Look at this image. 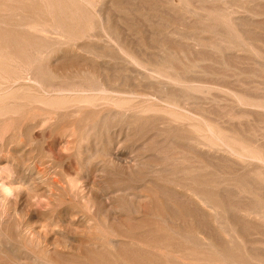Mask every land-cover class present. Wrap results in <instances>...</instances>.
<instances>
[{"label": "bare ground", "instance_id": "obj_1", "mask_svg": "<svg viewBox=\"0 0 264 264\" xmlns=\"http://www.w3.org/2000/svg\"><path fill=\"white\" fill-rule=\"evenodd\" d=\"M104 1L105 0H0V202L2 204V209L0 211L1 212L0 213V228H3V227H9L10 228V227H12L11 225H13V226L17 227L18 229L21 228L22 232L25 231L24 234H26L25 236L29 237V240L37 239V241L39 242L40 236L37 235L35 230L30 228L31 225L29 227L26 226V225H28V223H26V225H25V222H24L25 219L23 220V217L25 218L24 215L22 217V212L24 209L23 208V206H24L23 202L24 201L22 202L21 195H24V194L21 193L22 191L20 188H23V187H21L20 185L26 181H28L29 186L36 184L37 182L41 181L42 178L47 176V171L40 168V166H38L39 164L37 161V158H38L37 154H36L37 158L35 157V155H33V156L29 155V157H30V158H28L29 160L26 161L25 160L26 158H20V159L25 160V161H21L19 159V153H20L19 151H21L25 147L29 148V152L31 150L33 152V154H35L34 152L36 150L39 151V149L37 148V144L40 140L39 138L42 135L44 137V134H45V133H43L40 136V133H39L38 135L40 137L38 138V136L36 135V132L40 131L39 130L40 128L43 129L42 128L43 126L44 127L45 126L46 127L51 126L48 129L51 128L52 132L49 133V131L51 129L48 131L50 136L47 135L49 137V139L46 138V140L47 139L50 140V143L49 142L48 143L52 145L55 141V138L53 136H54V134L57 135V130L59 132L60 128H63L62 131L66 130L64 128H68V129L70 128L68 126V123H64V122H68V120H69V119L67 120L66 118H70L72 121H74L73 119L76 120V118L78 117L79 120H77V121L80 122V125H82L81 129L76 130L77 125H75V124L72 125L73 124L72 121L71 122L69 121V124L72 123L70 126L76 127L74 129H72L73 127L70 129H71V131L74 130L72 135L74 137H76L74 139V141L76 140L78 142L79 145L77 144L78 145L77 149H79V147L82 144L81 141L83 142V140H84L83 137L82 138L80 137V135L82 136L84 133H86L88 136L89 134L94 133V136H95V134L96 135L100 134V136H101V133H104V132L109 133V131H110L109 128L111 127V124L113 122H115V123L118 122V124L121 123L120 125H122V128L124 129V131L126 133V140H128V136L131 138V136H133V135L141 137V138H143V140H145L146 139L145 137H148V136L151 139H155L157 136H160V137L162 136L165 138L161 137L162 139L161 138H159V139H161V140L165 139V140L169 141L170 144L172 145L174 151L176 152L175 153L176 156H172L173 154H170L172 157H174V158L171 157L172 158V165H173V166L171 165V167H168L169 166L168 164L171 162H169L167 164V162L165 161V166H163L164 163H162V160L164 161L163 158L167 154L165 156L163 155L164 157L161 158L160 164L162 167L158 166L159 164H157L156 166L153 164H150V166L146 165L148 167H145V166H143V159L144 158H143L142 154L135 153L134 155L130 156L129 159L126 158L127 156L125 157L122 155V151H123L122 149L125 148L123 146V144H124V141H126V140L123 139V137L121 136V133H120L117 136L118 138L115 137L116 138L115 142L112 143V141H111V144H113L111 148L116 149V150H114L115 152H114L113 156H112V154L109 155L110 153L106 154V156H107L106 157V163L103 165L109 166V167H110V165H112L111 167H113V165H115V166L118 165L120 168L121 167L124 168V165H125L126 168L123 169L122 171L125 172L124 174L126 176L129 175V177H131L133 183H132V185L129 184L130 186H125V187L120 185L121 187H119V188L117 187L113 191V193H111V191L109 193L113 194V196H115V197L119 196L125 200L128 199L131 202H135V201L141 202L143 196H144V198L146 196L143 195L144 193H142L140 191L141 187H140V190L138 189L139 185H141V186L144 185V187L147 185L146 187H148V188L151 185H153L158 190L160 188H163V190L164 189L168 190L170 193L169 196L164 195L167 191L162 192L161 189L159 191H161L163 193L164 197L166 196L165 199L168 200L167 197L172 198V196H174V200H176V201L179 200L180 203L182 202L185 205H188L189 208L193 212H195L196 214L197 213L202 214L200 217L207 219L205 222L203 221L204 219L202 221L204 223H206L207 226L211 225V227H212V225H213V227H215V229L218 230L217 233L219 235V238H217V241H216V238H215L216 236L214 235L215 237H213L208 230L202 229V228H206L207 226H205L204 224L203 225L201 224V226H205V227H202L199 229L197 228V230L193 227V229H195L196 231L191 229L192 227L189 226V227H191L190 231L191 230L194 231V232L191 231V233L189 232L190 234H188V233L186 234L185 233L186 229H185L184 233L186 235L183 234L185 237H189L191 239V241L192 240H193V242L195 241L194 243L197 242L198 244H200L201 247H203L202 250L205 249L206 253H208L207 250L208 251L210 250V252L213 251L216 256L218 255L220 257V261L222 260V262L224 264H264V248L261 247V245L264 242L261 243V245H257L258 248L260 246L263 249L261 251H259L260 249H258L257 246H253L255 244V242H258V240H259V242H258V244H259L260 240H263V238L262 237H261V239L260 238L258 239V237L249 238V236H248V239H245L244 235H246V234L244 233V235H242L243 233L240 234V231H239V227L241 224L250 225V227H252V226L257 227V228H255V230L258 232L257 233L258 235L260 233V230H259L260 228H262L264 230V131L262 130V132H257L258 129L256 130V127L245 128L244 126H243L244 128L241 127L242 129L239 130V128L237 127L238 123L234 124V126L232 123L230 124L232 126L225 125V122L219 119L222 115L221 116L219 115L220 117L216 118L217 115H216V117L212 116V114L214 113L213 110H207L206 111L207 108L204 109V111L202 110L203 109L202 107H206V106H204V103H206V104L207 103H209V104L210 103H212V104L216 103V105L220 104V106H221V104H223V106H225L226 108L229 107L233 110L232 111L231 109L227 108L230 110V111L228 110L229 112L232 111L234 113V114L232 112L230 113V114H233L232 117H234V118L236 116V118L239 117L241 119V117H242L243 119L247 118V119L252 120V117H254V119L255 118L257 119V117L258 118L261 117L262 121L264 122V97L261 96L262 94L257 95L256 93L253 94L252 92H251L252 94H249V92L246 93V92H243L242 90H240V91L237 89L235 90V88L229 89V88H224V87H214L211 85H206L208 82L206 84H197L196 81H195L196 83H193L194 81L193 82H192V80L190 81V79H188L189 76L187 77L186 75L188 74V72L197 71L196 68H198V66H199L197 61L199 62V60H197L196 57H195L196 60H194V61H192L193 59L192 60L189 59L190 61L188 63L183 62L184 60L182 61V59H180L176 50H172L168 46L166 47L165 42H163V41L161 42L162 37H161V39H159L160 43H158V45H156L158 50L156 51L155 55H152L151 52H148L146 50L148 48L147 46H146L147 48L144 47L145 50L139 48V46L137 47V45L134 46L133 43L127 41L126 36L124 38V36L122 37L120 35L121 33H117L118 30L116 32L114 30L112 31V29H113V28L111 29L112 23L110 24V21H109L111 19L106 18V16H104V13L102 10V6L105 3ZM184 1H182V2H184ZM173 2H175V1H173ZM177 2H179V1L177 0ZM165 3H164V5H165ZM138 4H139V2H137L136 5H138ZM140 4H142L144 7L143 2L142 3L140 2ZM140 4L138 7H140ZM170 4L173 5L172 7L174 9V7L177 8L176 5L179 3L176 4V2H175V5L172 3H170ZM186 4L188 5L189 3H185V4L183 3L182 6L183 5L187 6ZM178 7H179L178 11L179 10L183 11L182 10L183 7L180 8L181 7V1H180V4L178 5ZM202 7L203 6H201V7L193 6L192 7V5L191 6L188 5L187 7H184L187 10H185V9L184 10L186 11V14L188 11L191 10V13H192L191 15L198 16L197 19L201 20V21L199 20L201 22L200 26H205V25H203L204 21L202 22V20L206 19V20L210 21V19H212V18L216 21L218 20L216 22V24L218 23V26H221V27L224 26L223 30H224V33L226 34V37H227V34H229L230 36H228L227 38H229V37L232 38V39L229 38L228 43L229 42L231 43V40H233V38H235V42H236V38L239 39L240 41L237 40L236 43L239 42L241 45L239 46V44H238L237 46L238 47L243 46L246 50H248L245 52H248V53H250V51L252 52V54H253V55L251 54L252 56L249 54L250 58H253V56H254V59H252L253 62H251V63H253L254 66H256V67L259 66L261 68L260 70L264 69V51H263L264 49L262 50V48H261L262 46L264 47V44L262 45V41H261V45H260L261 47L259 46L260 47L259 48L258 44H257L256 45L257 48H256L255 47L256 43L253 42L254 38L252 40L249 37L250 35H248L245 32L247 29L244 26L245 25L244 23L240 24V22L238 23V21H237L238 25L240 24V27H241L240 28L239 26H237V27H239V28H237L234 21H233L234 19L231 17V14L229 12H227V13H221L220 12L219 14H216L215 9L212 10V9L207 7L208 9L203 8L201 11L200 8H202ZM135 9H137V7ZM251 9H254V8H251ZM216 11L219 12L218 10H216ZM222 12H223V10H222ZM163 13H165V11ZM179 13H180V11H179ZM107 14L108 13H106L105 15H107ZM161 19H162V16H161ZM244 19H247V18H244ZM214 20H212L213 22L210 24H215ZM209 21H206V24H208V26L206 25L205 27L198 28V29H200L198 32H200L201 35L203 34L205 37H206V35L208 36L209 33L211 34L210 38H209V36L206 37L207 39L204 38V36L203 37H201V36L197 37V36L192 35V33L190 34L188 32L189 33L188 34V33H186V31L185 32H182V30L179 31V28H173V27L170 28V26L166 30V33L171 38L178 40V42H180V41L190 42V46L192 45V47L196 48V49L201 47V46H206V48L214 47V50H216L215 46L221 44L220 47L222 48V50L225 51L226 49H228V48H226L228 46L226 44L223 45V46H226L223 49L221 41L224 40L227 42V40H225L226 37L224 39L222 36H219L220 35L219 30H222V29L221 28L219 29V27H217V26L216 27H213V26L210 27L209 23H208ZM255 21H257V20H255ZM247 22L249 23V21H247ZM192 23L194 24V21ZM248 23H247V25H248ZM145 25H147V23ZM197 25L199 26V23ZM112 26L114 27V25H112ZM242 26L245 27V31H244V28ZM164 27H165V25H164ZM248 27H249V25H248ZM115 28H118V27L115 26ZM215 28H217V29H215ZM223 30H222V32H223ZM225 30L227 32H225ZM247 31H249V30H247ZM159 32H161V30ZM162 32L165 34V29ZM256 32H257V29H256ZM250 33H251V31L249 32V34ZM214 35H215L216 41L215 40L213 41ZM218 40H220V41H218ZM256 40L255 41L258 42L257 38H256ZM259 40H260V38H259ZM226 42H224V43H226ZM233 43H234V40H233ZM233 43L231 45H233ZM236 43H234L233 46L236 47V45H235ZM231 45H229V48ZM140 46H141V44H140ZM244 48H243V50H245ZM240 50L241 49L239 48L238 51L240 52ZM211 51L213 52V50H209V52H211ZM220 51H221V49H220ZM221 53L223 54L224 52H221ZM229 53L230 52H228V54ZM246 54L247 53H245V55ZM232 55L233 54H231V57H232ZM239 55H242V54H239ZM70 56H73V58H75V57L81 58V63H79V64L83 65V68L80 67L79 69L75 68V70H73V68L76 67L78 64L76 62L72 63L70 61L71 63H69L68 65H67L68 62L67 63L64 62V65L62 67V68H65L64 71H58L57 70L59 68V67L57 68L58 60H60L61 58L68 60V58ZM247 56L248 55H246L245 57L248 59L249 57H247ZM184 57L186 58L187 56L185 55ZM222 57H223V55H222ZM237 57H238V55L235 58H237ZM240 58H241V56L239 57V59ZM246 58L244 59L245 61H246ZM78 60H80V59H78ZM101 60L106 61V63L107 62H110V63L111 62L112 63L120 62L121 64H123L122 70H124V72H126V75L128 74L127 76H130V78L132 77L134 79V80L133 79H131V80H133V81L136 80L137 86L140 85V87L142 88L143 86L146 85V86H148L147 89L148 88L152 89V90L154 89L155 93H151V90H148L150 93L147 91H143L145 89L138 88L139 86L136 87V85H134L135 87L130 86L131 89L129 88V85H127L128 86L127 88L129 89L128 91L125 89H122V88H118V86L114 85V81L112 80V77L110 75H107L109 72L106 74V71L104 72L102 70L103 73L100 71V69H102L101 68L102 66L98 67V64H96V61H101ZM224 61H225V59H224ZM226 61H227V59H226ZM254 61L257 65H255ZM101 63H102V61H101ZM224 63H226V62H224ZM101 65H103V64H101ZM112 65H114V64H112ZM117 66H118V64H117ZM249 68H250V66H249ZM251 69H253V68H251ZM60 70H62V69L60 68ZM263 74H264V72H263ZM263 74H261V75H263ZM124 75H123V77H124ZM126 78H128V77H126ZM125 85H126V83H125ZM132 85H133V83H132ZM236 85H237V83H236ZM243 88H245V87H243ZM213 89H215V92H216V89H218V92L220 90L223 93V95H221V97L218 96L219 98L216 97L217 95L213 96L212 95V93H214V92H212ZM259 89H261V87L260 88L258 87V90ZM258 92L261 93L262 91L261 92L258 91ZM199 107L202 108L201 112H200V110L199 111L195 110ZM209 107H211V106H209ZM221 109L222 108H220V110ZM211 111L213 112L212 114H211ZM222 111H224V110H222ZM229 112H227V115ZM236 112H237V114H235ZM59 116L65 118V121H63V119L61 120L64 123L63 125L58 124V122L56 124V120ZM72 116H73V118H71ZM74 116H76V118H74ZM231 119L232 118L230 116V120ZM61 121L59 123H62ZM234 121H235V119H234ZM74 122H76V121H74ZM65 124H66V126L63 127ZM55 125H57V126H55ZM242 125H243V122H242ZM255 125L256 124H254V126ZM53 126L57 127V128L59 126L60 127L57 130L55 129L56 131H54V128H52ZM261 127H262V125H261ZM153 128L155 129V131L152 130ZM68 129H67V131H68ZM70 129H69V132H70ZM119 129H120V127H119ZM149 129H151V130H149ZM85 130H86V132H85ZM60 131H61V129H60ZM64 131L62 132L63 134H64ZM67 131L65 134H68ZM78 131H80V132H78ZM81 131H83L82 132L83 134H81ZM42 132H44V129ZM130 132H133L134 134L132 133L133 135L131 134V136H130L129 135ZM152 133H153V135H152ZM46 134H47V132H46ZM151 135H152V137H151ZM92 136H93V134H92ZM136 136H134V137L136 138ZM89 137L90 136H88V139H89ZM27 138H28V141H27ZM135 138H134V140H135ZM141 138H138V139L141 140ZM112 139H110V140H112ZM40 141H42V140H40ZM132 141H130V142H132ZM138 142L139 141L136 142V145H138L137 144ZM142 142L144 143V141H142ZM142 142H139V144ZM153 142L156 143V140ZM153 142H152V146L155 145V144H153ZM169 142L165 141L164 143H166L168 145V147H170ZM67 143H69V142H67ZM127 143H128V141H127ZM147 143H149V141ZM161 143H163V141ZM111 144H110V146H111ZM54 145L55 144H53V147H56ZM141 146H143V144H141ZM141 146L138 145V147H136L133 144L132 147L133 148L135 147V149L136 148L139 149V147H140V149H141ZM148 146L150 147V145H148ZM148 146L146 147L147 149L146 148H144V149L148 150V151L149 150L154 151L156 155L153 152V158H155V156L159 157L160 153L164 152V154H165V153L170 152V151L166 152L167 151V150H165L166 148L164 149L165 151H162V152L158 151L161 149L163 150L162 147H164V145H162V146L160 145L161 148L159 147L160 149H158V150L156 148H153V147L149 148ZM38 147H39V145H38ZM126 147H128V146L126 145ZM50 148H49V150H50ZM135 149H134V151H135ZM53 150H52V153H53ZM79 151H81V150H79ZM26 152H27V150H26ZM29 152H28V154H29ZM85 152H87L90 157H93L92 153L96 152L98 154L100 151L98 152L96 149V151L94 152V151H91V149H89V148H85L84 153ZM107 152H109V150ZM171 152H173V151H171ZM182 153H184V155H187V156H182L181 155ZM22 154H23L22 156L20 155L21 157H24L25 155H27V154L24 155L23 152H22ZM151 154H150V158L152 157ZM126 155L129 156V154H126ZM141 155H142V157H141ZM80 156H82L81 153H80ZM84 156H85V154H84ZM84 156H82V157H84ZM89 156L88 157L85 156L86 157L85 159L87 160V158H90ZM169 156L167 155L166 157H169ZM39 157H40V155H39ZM97 158L98 157H96V159ZM148 158H149V156H148ZM159 158H157V159L159 160ZM145 159H147V157H145ZM190 159H192V160H190ZM90 160L92 161L91 158L89 159V162H90ZM103 160H105V159H103ZM86 162H88V160ZM39 163H41V162L39 161ZM155 163H156V161H155ZM97 164H95V165H97ZM119 167H117V168L119 169ZM142 167L146 168V169L144 168V170H146V172L145 171L142 172V169H143ZM62 171H63V169H62ZM95 171H96V169H95ZM98 171H100V170L98 169ZM218 171H219V173H218ZM113 172H115V168H114ZM120 172L121 171H119V173ZM87 173L88 172H86V174ZM103 173H106V172H103ZM116 173H117V171H116ZM44 180H45V178H44ZM117 182H118V180H117ZM125 182H126V180H125ZM41 183H43V182L41 181ZM30 184H32V185H30ZM52 184H53V182H52ZM38 185H34V186H38ZM23 186H25V185H23ZM153 186L150 189H153L154 188ZM115 187H116V185H115ZM144 187H142V188H144ZM24 188H27V187L25 186ZM45 188H47V187H45ZM32 189L30 191H32ZM48 189H49V187H48ZM156 189L151 190V191H156ZM27 190H28L27 192H30L29 188ZM109 190H111V186H110ZM23 191H24V189H23ZM48 191H50V190H48ZM147 192H148V190H147ZM30 193H32V192H30ZM33 193L31 194V198H32ZM36 194H34L33 196H35ZM159 194H161V193L159 192ZM171 194H173V195H171ZM156 196H157V198L159 197L158 195H156ZM11 197L15 198V200H14L15 204L14 205L12 203L10 204V202H11L10 198ZM22 198H24V197H22ZM108 198H110V197H108ZM33 199H36V198L34 197ZM114 199H116V198H114ZM106 200H108V199H106ZM150 200H151V198H150ZM150 200H148V202ZM167 200H166V202H167ZM169 200H170V198H169ZM35 201L39 202V204H40L39 198H38V200H35ZM33 202H34V200H33ZM90 202H93V201L90 200ZM126 202H125V206H126ZM164 202H165V200H164ZM27 203H28V201H27ZM172 203H175V202H172ZM182 203H181V205H182ZM31 204L32 203H30V205ZM34 204H35L34 205L35 208L39 205L38 204L36 206L37 203H35V202H34ZM48 204L51 205L52 203L50 204V201H49ZM132 204L133 203H131V206H130L132 208H130V207L126 208L123 205L125 208L124 207H120V208L117 207L116 210L113 212L118 213V212L123 211V209H125V210H127V213L130 214V212L132 213L135 211ZM160 204H162V203H160ZM166 204L167 203L164 204L166 207L167 206L169 207L171 205L170 203H169V205H166ZM177 204H179V203H177ZM30 205H28V207ZM128 205H129V203H128ZM173 207L176 208L177 206H173ZM183 207H185V206H182V208ZM104 210H105V207H104ZM107 210H106V212H107ZM110 210H112V208ZM153 210H155V209H153ZM98 211H99V209H98ZM187 211L189 212V210H187ZM187 211L184 210V212H186V213H187ZM173 212H175V211H173ZM176 212H178V215H179V211H176ZM114 215L116 216V214H114ZM157 215H158V213H157ZM173 215H172V219L170 218L171 217L170 215H168V218H170V220H173V217H174ZM107 216L108 215L106 214L105 217H107ZM130 216H132V214H130ZM183 216H186V215H183ZM194 217H196V216H192V218H194ZM108 218L109 217H107V219ZM160 218L162 219V217H160ZM197 218H199V216ZM84 219H85V217H84ZM166 220L167 219H165V221H163V222H166ZM199 220H200V218H199ZM25 221L29 222L27 220H25ZM85 222H87V220H85ZM87 223L90 225V223H92V221H90V222L88 221ZM87 223H86V225H87ZM195 224H199V222L195 223ZM168 225H166V227H168ZM177 225H178V223H177ZM245 225L241 226V227L243 228V227H245ZM174 227H176V229H177V226H174ZM174 227H172V226L169 227V229L172 228L170 230L168 229L170 231V233H172L171 230L173 231ZM182 227H183V225H182ZM254 227H252V228L254 229ZM88 228L90 229L91 227H88ZM107 228H109V227H107ZM149 228H148V230H149ZM151 228H150V230H152ZM159 228L156 230H159ZM183 228H185V227H183ZM145 229H147V228H145ZM179 229H180V227H179ZM209 229L215 230L213 228H209ZM21 230H19V231H21ZM103 230H104V228H103ZM110 230H111L110 231L111 233H108L106 230H105V232L101 231V234L102 233L103 234L102 235L99 234V235L103 236L107 232L108 236L106 235L105 239H103L105 237V236H103V238L101 237L100 240L96 238V240H93V242L95 241V243L92 246H94L95 244H96L95 246H97V240L100 241V243H102V241L103 242L105 241L107 245H109L113 248V250L112 249L111 250L114 252V249H115L114 247H116V246L118 247V245L120 246V244H118V243H121V242L126 243V242H124V240L123 241H120V239L118 240L119 237H118L117 233L119 231L116 232L117 237H118V238H116V236H115L116 234L112 235L113 232L115 233V230L113 232H112V229H110ZM153 230H154V228H153ZM156 230L154 232H156ZM242 230L245 231L246 227H245V229H242ZM255 230L252 233H254ZM161 231H163V230H161ZM174 231H176V230H174ZM154 232L151 233V231H148V233L150 235H152ZM167 232H165V233L167 234ZM213 232L215 233V231H213ZM262 232L264 233V231H262ZM217 233H216V235H217ZM263 233H261V234H263ZM24 234H21V235H24ZM109 234L111 236H109ZM126 234H127V232H124V230H123L122 236L124 235L126 238L127 237ZM130 234L131 233H129V237H130ZM149 234H146V235L150 236ZM131 235H133V233ZM153 235L156 236L155 238H157L158 235H159V237L161 236L160 232H159V234L155 233ZM162 235H164V234H162ZM172 235H174V234H172ZM175 235H174V238H175ZM254 235L256 236V234H254ZM133 236L135 238L137 235L136 236L133 235ZM178 236H179V234H178ZM181 236L177 237V235H176V239L179 238L178 240H180ZM95 237H96V235H95ZM95 237H94V239H95ZM137 237H136V239H142L143 240L142 242L144 243L145 240L143 238H137ZM185 237L182 236V239H184ZM130 238H132V237H130ZM149 238H151V236ZM155 238L152 236L153 240H156ZM189 238H187L188 240L185 239V240H181V241H183V243H185V244H186V242L189 243L190 242ZM163 239H160V241L162 242ZM153 240H151V241L153 242ZM174 240L175 239H173V241ZM140 241H138V243H140ZM149 241H150V239H149ZM149 241H148V243H149ZM184 241H186V242H184ZM218 241H219V243H218ZM224 241L228 242L229 244L227 246H225L226 244ZM237 241H239V243L242 242V243H246V244L254 242V244L249 245V247H247V248H245L246 245L244 244V246H242V247L244 249H247L246 250L247 252H245L246 255H242V253H240V254L238 253V252H240L239 251L240 248L238 250H237V248L239 246H241V244L239 245ZM40 242L45 243L44 245H46L48 243L46 241H41V240H40ZM154 242H153V244H156L157 240L155 243ZM159 242H157V244ZM133 243L136 244V241ZM138 243H137V245H138ZM166 243L167 242H165V246H166ZM197 243L195 244V246L198 249V247L200 248V245L198 246ZM236 243L239 246H237V247L235 246L236 248H234V249H236L235 252L237 251V253H234V250H232V247H233V245H237ZM1 244H0V249L2 248ZM39 244L41 246V243H39ZM102 244L98 245V246H102ZM129 244H130V241H129ZM129 244H127V245L124 244V245L128 246ZM135 244H132L133 248H134ZM179 244H182V243H179ZM190 244H192L191 245L192 248L189 246ZM216 244L222 245V247H218L219 245L217 246ZM137 245H135V246H137ZM146 245H149V244H146ZM146 245L144 244V247ZM189 245H188V248L190 247L189 249H192V250L196 249V247L193 248V246H194L193 243H189ZM229 245H231L230 249L227 248ZM48 246H46V248ZM54 246H56V245H54ZM109 246L107 248H111ZM151 246H152V244H151ZM157 246L155 247V245H154L153 247H155L157 249ZM161 246L162 245H159L160 248H158V249H161V251L158 253L163 252L164 249L169 247V246L166 248L162 247L163 248V250H162ZM174 246L175 245H173L172 247H174ZM178 246H180V245H178ZM49 247L51 249V246H49ZM185 247H184V251H186ZM6 248H7V246H6ZM99 248H102V247H99ZM105 248H106V246H105ZM137 248H139V247H137ZM137 248H136V250H137ZM155 248L153 250V251H156L155 253L153 252L154 254H156L157 251H159V250H156ZM31 249H33V248H31ZM53 249L54 248H52V251H53ZM141 249H139L137 251H140ZM143 249H144L143 254L146 252L149 253L150 251L152 252V250L148 251V249L145 252V248H143ZM170 249H171V246L169 248V251H173V250L174 251L175 250L180 251L178 249V247H177V249H173V250H170ZM244 249H242V250L245 251ZM1 250L7 251V250H4V246H3V249H1ZM181 250H183V248H181ZM202 250H201V248L199 250L201 255H203L205 252L204 250H203L204 252H202ZM229 250H232L233 253ZM20 251H21V249L19 250V253H20ZM25 251L28 253V251L26 249L22 252L24 253ZM31 251H32V253H29V254H34L32 256V258H33V257H35L37 252L35 250H31ZM34 251L36 254L33 253ZM109 251H110V249H109ZM174 251L171 252V253H173V255L176 253L177 254L180 253V252L178 253L176 251H175L176 252L175 253ZM190 251L191 250H189V252ZM140 252H142V251H140ZM164 252L166 253L168 251L165 250ZM189 252H187V253H189ZM193 252H195V251H193ZM213 252H211V254ZM16 253H13V254H15V257L12 256L13 258L18 257V255H17L18 253L17 254ZM47 253H49V252L47 251ZM165 253H163V254H165ZM29 254H27V255H29ZM140 254H142V253H140ZM169 254H170V252L168 253V255ZM211 254L209 256H211ZM37 255H39V252ZM157 255L155 257L156 259L159 258V256H157ZM166 255H167V253H166ZM166 255L165 256L161 255V256H164L166 258ZM168 255H167V258H169V256L171 254L169 256ZM183 255L187 256L189 254L186 255V252H184ZM183 255L181 254L180 256H183ZM201 255H199V256L202 257V259L205 258L206 256H208L207 254H204V255H206L205 257H203L204 255L203 256H201ZM148 256H150V255H148ZM154 256L153 257L151 256V258H153V260H154ZM176 256L179 257L178 255H176ZM185 256H183L181 258H185ZM190 256H191V254H190ZM197 256H198V254L194 258L196 259ZM199 256L197 258L201 259V258H199ZM209 256L207 257V259L210 258ZM219 257L217 259H219ZM213 258L214 257H211L210 259L212 260ZM20 259H21V257H19V260ZM33 259H30L29 262L30 261L32 262ZM173 259L174 258H172L171 260H173ZM179 259H180V257H179ZM179 259H177V260H179ZM187 259L188 258L186 257V260ZM214 259H215L214 261L217 260L216 257ZM14 260H15L14 262H16V261L18 263L21 262V260L18 261V259H14ZM23 260H25V259H22L21 263H24ZM26 260H27V258H26ZM34 260L36 261V258ZM155 260H154V263H155ZM157 260H158V263H160L159 259H157ZM171 260H169V261H171ZM211 260H210V262H206V259H205V262L207 264L208 263L211 264L214 262ZM147 261H149V260H147ZM173 261H176V259H174ZM191 261H192V263H190ZM191 261H187V262L190 264H194L195 263L194 261H196V260H191ZM176 262H178V261H176ZM180 262H182V264H184V262L186 263V261L183 259H181ZM198 262L196 264H200V262L199 263ZM216 262H219V261L217 260ZM146 263H148V262H146ZM179 263H177V264H179ZM188 263H186V264H188ZM201 263H204V262H202V260H201ZM151 264H152V262H151ZM163 264H165L164 261H163ZM171 264H176V263L172 262ZM213 264H215V263H213Z\"/></svg>", "mask_w": 264, "mask_h": 264}, {"label": "rangeland", "instance_id": "obj_2", "mask_svg": "<svg viewBox=\"0 0 264 264\" xmlns=\"http://www.w3.org/2000/svg\"><path fill=\"white\" fill-rule=\"evenodd\" d=\"M151 1V2H150ZM171 0H105L104 2V5L102 6V10H103V13H104V16H106V18H108V19H111V20H109L110 21V24L112 23V25H114V27L111 25V29H112V31L114 30L115 32L117 31V33H121L120 35L123 37L124 36V38H125V36H126V39H127V41H129V42H131V43H133V45L134 46H136L137 45V47L139 46V48H141V49H144L145 50V48L144 47H146L147 49V51L148 52H151L152 53V55H155V53H156V51L158 50V48L156 47V45H158V43H160V40L159 39H161V37H162V39H161V42L163 41V42H165V46L167 47H169V48H171L172 50H176V52H177V54L179 55V57H180V59H182V61L183 62H185V63H188L190 60H192V61H194V60H196V58H197V60H199V62L197 61V63L199 64V66H198V68H196L197 69V71H192V72H188V74L186 75L187 77H188V79H190V81L192 80V82L193 83H196L197 82V84H206L207 82V84L206 85H211V86H214V87H224V88H231V89H234L235 88V90L237 89V90H242L243 92H246V93H248L249 92V94H254V93H256L257 95H261V96H263L264 97V74H263V70L264 69H262V70H260L261 68L258 66V67H256V66H254V64L253 63H251V62H253L252 61V59H254V56H253V58H250L249 57V54L251 55L252 54V52L250 51V53H248V52H245V51H248V50H246L243 46L242 47H238L237 45L239 44V46L241 45L239 42L238 43H236L237 42V40L238 41H240L239 39H237L236 38V42H235V38H233V40H234V43H236L235 45H236V47L235 46H233L234 45V43H233V40H231V43L229 42L228 43V41H229V38H227L228 36H230L229 34H227V37H226V34L224 33V26H218V23L216 24V22L218 21H216V20H214L213 18L212 19H210V21L209 20H202V22L204 23H202L203 25H207L208 26V24H206V21H209L208 23H209V26L211 27V26H213V27H219V29L221 28L222 30H223V32H222V30H219V36H222L224 39H225V37H226V39L225 40H227V42L226 41H224V40H222L221 41V43H222V46L223 45H227L228 47H226V46H223V49L226 47V48H228V49H226L225 51L224 50H222V48L220 47V45H217V46H215V49L216 50H214V47H212V48H206V46H201V47H199V48H193L192 47V45L190 46V42H182V41H180V42H178V40H176V39H174V38H171L167 33H166V30L169 28V26H170V28L171 27H173V28H179V31L180 30H182V32H185L186 31V33H192V35H194V36H201V37H203L204 35L202 34H200V32H198L200 29H198V28H201V27H205V26H200L201 24V20L199 21L198 19H197V17L198 16H196V15H191L192 13H191V10L190 11H188L187 12V14H186V11L185 10H187V9H185L184 7H187L188 5L189 6H191L192 5V7L193 6H195V7H201V6H203L202 8H200L201 9V11H202V9L203 8H205V9H208V8H210V9H215V12H216V14H219L220 12L221 13H227V12H229L230 14H231V17L234 19L233 21H234V23H235V25H236V27L237 26H239L240 27V24L242 23H244L245 25V27H246V29L247 30H249V31H245V27H243L244 28V31L248 34V35H250L249 37L253 40V38H254V40H253V42L254 43H256L255 44V47L257 48V44H258V47L261 45V41H262V45L264 44L263 42H264V1L263 0H178L179 2H177V0H172L171 2H170ZM173 1H175L176 2V4L177 3H179L180 4V1H181V7L180 8H182L183 7V11H181V10H179L180 11V13H179V11H178V9H179V7H178V5L179 4H177L176 5V7L177 8H175L174 7V9H173V5H171L170 3H172V4H174L175 5V2H173ZM182 1H184V2H182ZM187 1V2H186ZM205 1V2H204ZM212 1V2H211ZM227 1V2H226ZM237 1V2H236ZM245 1V2H244ZM252 1V2H251ZM137 2H139V4H140V2L142 3L143 2V4H144V7H143V5L142 4H140V7H138L139 6V4L138 5H136L137 4ZM165 3V5H164V3ZM170 2V3H169ZM191 2V3H190ZM136 3V4H135ZM185 4V3H189L187 6H185V5H183L182 6V4ZM245 3V4H244ZM260 3V4H259ZM135 4V5H134ZM152 5V6H151ZM147 6V7H146ZM165 6V7H164ZM231 6V7H230ZM137 7V9H135ZM146 7V8H145ZM208 7V8H207ZM249 7V8H248ZM153 8V9H152ZM251 8H254V9H251ZM139 9V10H138ZM151 9V10H150ZM173 9V10H172ZM185 9V10H184ZM256 9V10H255ZM165 11V13H163L164 11ZM177 12H176V11ZM216 10H218L219 12H217ZM222 10H223V12H222ZM237 10V11H236ZM258 10V11H257ZM163 11V12H162ZM134 12V13H133ZM146 12V13H145ZM173 12V13H172ZM184 12V13H183ZM242 12V13H241ZM106 13H108L107 15H105ZM157 13V14H156ZM255 13V14H254ZM140 14V15H139ZM161 16H162V19H161ZM168 16V17H167ZM235 16V17H234ZM110 17V18H109ZM188 17V18H187ZM139 18V19H138ZM194 18V19H193ZM237 18V19H236ZM244 18H247V19H244ZM136 19V20H135ZM144 19V20H143ZM149 19V20H148ZM153 19V20H152ZM243 19V20H242ZM194 21V24L192 23L193 21ZM212 20H214V23L215 24H210V23H212L213 21ZM255 20H257V21H255ZM112 21V22H111ZM140 21V22H139ZM237 21H238V23L240 22V24L238 25V23H237ZM247 21H249V23L247 22ZM251 21V22H250ZM257 22V23H256ZM147 23V25H145ZM154 23V24H153ZM171 23V24H170ZM173 23V24H172ZM199 23V26L197 25ZM237 23V24H236ZM247 23H248V25H249V27H248V25H247ZM163 24V25H162ZM257 24V25H256ZM143 25V26H142ZM164 25H165V27H164ZM233 25V24H232ZM115 26L116 27H118V28H115ZM163 26V27H162ZM257 26V27H256ZM261 26V27H260ZM239 27H237V28H239ZM248 27V28H247ZM260 27V28H259ZM241 28V27H240ZM157 29V30H156ZM164 29H165V34L162 32V31H164ZM215 29H217V28H215ZM228 29V28H227ZM251 29V30H250ZM256 29H257V32H256ZM136 30V31H135ZM143 30V31H142ZM150 30V31H149ZM155 30V31H154ZM161 30V32H159ZM141 31V32H140ZM191 31V32H190ZM251 31V33L249 34V32ZM259 31V32H258ZM155 32V33H154ZM221 32V33H220ZM225 32H227L226 30H225ZM256 32V33H255ZM126 33V34H125ZM188 33V34H189ZM223 33V34H222ZM199 34V35H198ZM141 35V36H140ZM146 35V36H145ZM160 35V36H159ZM168 35V36H167ZM216 35V34H215ZM215 35L213 36L214 37V39H213V41L215 40L216 41V39H215ZM246 35V34H245ZM260 35V36H259ZM208 36H209V38H210V36H211V34L209 33L208 34ZM207 35H206V37H208ZM205 36H204V38H206ZM130 38V39H129ZM137 38V39H136ZM141 38V39H140ZM155 40H154V39ZM171 38V39H170ZM256 38L258 39V42H256L257 40H256ZM259 38H260V40H259ZM134 39V40H133ZM136 39V40H135ZM157 39V40H156ZM207 39V38H206ZM230 39H232V38H230ZM131 40V41H130ZM140 40V41H139ZM159 40V41H158ZM210 40V39H209ZM256 40V41H255ZM173 41V42H172ZM177 41V42H176ZM218 41H220V40H218ZM135 42V43H134ZM224 42H226V43H224ZM187 43V44H186ZM189 43V44H188ZM218 43V42H217ZM228 43V44H227ZM233 43V45H231ZM139 44V45H138ZM140 44H141V46H140ZM145 45V46H144ZM187 45V46H186ZM229 45H231L230 46V48H229ZM190 46V47H189ZM219 46V47H218ZM233 46V47H232ZM186 47V48H185ZM232 47V48H231ZM238 47V48H237ZM261 47V46H260ZM259 47V48H260ZM221 49V51H220V49ZM234 48V49H233ZM236 48V49H235ZM239 48L241 49L240 50V52L238 51L239 50ZM243 48L245 49V50H243ZM262 48V50L264 49V47L262 46L261 47ZM208 49V50H207ZM230 49V50H229ZM209 50H213V52L211 51V52H209ZM219 50V51H218ZM233 50V51H232ZM198 51V52H197ZM227 51V52H226ZM235 51V52H234ZM264 51V50H263ZM197 52V53H196ZM217 52V53H216ZM221 52H224L223 54L221 53ZM226 52V53H225ZM228 52H230L229 54H228ZM199 53V54H198ZM220 53V54H219ZM245 53H247L246 55H248L247 57H249L248 59L245 57L246 55H245ZM208 54V55H207ZM210 54V55H209ZM231 54H233L232 55V57H231ZM239 54H242V55H239ZM187 56L186 58L184 57V56ZM199 55V56H198ZM222 55H223V57H222ZM238 55V57L237 58H235L236 56ZM245 55V56H244ZM253 55V54H252ZM251 55V56H252ZM219 56V57H218ZM229 56V57H228ZM241 56V58L239 59V57ZM196 57V58H195ZM227 57V58H226ZM246 58V61L244 60L245 58ZM71 58V59H70ZM230 58V59H229ZM234 58V59H233ZM243 58V59H242ZM77 59V60H76ZM78 59H80V60H78ZM190 59V60H189ZM210 59V60H209ZM224 59H225V61H224ZM226 59H227V61H226ZM73 60V61H72ZM188 60V61H187ZM251 60V61H250ZM73 63V62H76L78 65V67L76 66V67H74L73 68V70H75V68L76 69H79L80 67L81 68H83V65H81V64H79V63H81V58H78V57H75V58H73V56H70L69 58H68V60H66V59H60V60H58V65H57V70L58 71H64L65 70V68H62L63 67V65H64V62L65 63H67V65L69 64V63H71V62ZM101 61H102V63H101ZM101 61H96V64H98V67L99 66H102L101 68L102 69H100V71L102 72V70L105 72L106 71V74L107 75H110L111 77H112V80L114 81V85L115 86H118V88H122V89H125V90H129L127 87V85H129V88L131 89V87H135L134 85H136V80L135 81H133L134 79L131 77L130 78V76H127L126 75V72H124V70H122V66H123V64H121L120 62H115V63H110V62H107L106 63V61H104V60H101ZM218 63H217V62ZM232 61V62H231ZM249 61V62H248ZM224 62H226V63H224ZM244 62V63H243ZM223 65H222V64ZM254 63H255V61H254ZM101 64H103V65H101ZM112 64H114V65H112ZM117 64H118V66H117ZM240 64V65H239ZM80 65V66H79ZM255 65H257L256 63H255ZM239 66V67H238ZM249 66H250V68H249ZM254 66V67H253ZM109 67V68H108ZM238 67V68H237ZM256 67V68H255ZM60 68L62 69V70H60ZM121 68V69H120ZM249 68V69H248ZM251 68H253V69H251ZM258 68V69H257ZM199 69V70H198ZM233 69V70H232ZM235 69V70H234ZM229 70V71H228ZM260 70V71H259ZM121 71V72H120ZM209 71V72H208ZM216 71V72H215ZM222 71V72H221ZM244 71V72H243ZM246 71V72H245ZM254 71V72H253ZM103 73V72H102ZM251 73V74H250ZM257 73V74H256ZM260 73V74H259ZM125 74V75H124ZM222 74V75H221ZM261 74H263V75H261ZM123 75H124V77H123ZM191 75V76H190ZM200 75V76H199ZM219 75V76H218ZM248 75V76H247ZM258 75V76H257ZM260 75V76H259ZM126 77H128V78H126ZM263 77V78H262ZM124 78V79H123ZM126 78V79H125ZM234 78V79H233ZM256 78V79H255ZM123 79V80H122ZM131 79H133V80H131ZM252 79V80H251ZM238 80V81H237ZM250 82H249V81ZM196 81V82H195ZM254 81V82H253ZM116 82V83H115ZM124 82V83H123ZM135 82V83H134ZM244 82V83H243ZM125 83H126V85H125ZM132 83H133V85H132ZM211 83V84H210ZM236 83H237V85H236ZM247 85H246V84ZM249 83V84H248ZM262 83V84H261ZM122 85V86H121ZM145 85V84H144ZM226 85V86H225ZM251 85V86H250ZM254 85V86H253ZM260 85V86H259ZM131 86V87H130ZM139 86V87H138ZM136 85V87H138V88H141L140 87V85ZM142 86V85H141ZM145 87V88H144ZM147 87L148 86H143L141 89H145V90H143V91H147V92H149L148 90H151V93H155V90L153 91L152 89H147ZM243 87H245V88H243ZM256 87V88H255ZM258 87L260 88L261 87V89H259L258 90ZM246 89V90H245ZM245 90V91H244ZM262 91L261 93H259L258 91ZM257 91V92H256ZM212 92H214V93H212V95L213 96H216V97H221V95H223V93L219 90V92H218V89H216V92H215V89H213L212 90ZM252 92V93H251ZM150 93V92H149ZM218 93V94H217ZM215 94V95H214ZM218 97V98H219ZM223 97V96H222ZM208 104V105H207ZM204 103V106H206V107H199V108H197V109H195V110H197V111H199L200 110V112L203 110L204 111V109H206V111L207 110H213L214 111V113L211 111V114H212V116H215L216 117V115H217V117L216 118H219L221 115V117L219 118L220 120H222V121H224L225 122V125H229V126H232V125H230L231 123L233 124V126H234V124H237L238 123V128H239V130L240 129H242V128H253V127H256V130L258 129V131L257 132H262V130L264 131V122L262 121V119H261V117H257V119L255 118L254 119V117H252V120H250V119H247V118H245V119H243L242 117H241V119L239 118V117H237L236 118V116H235V118L234 117H232V115L234 114L232 111V109L231 108H229V107H227V108H229V109H231L232 111V113L233 114H230L231 112H229L230 110L229 109H227L225 106H223V104H221V106H220V104L219 105H216V103L215 104H212V103ZM209 106H211V107H209ZM217 107V108H216ZM209 108V109H208ZM211 108V109H210ZM220 108H222L221 110H220ZM202 109V110H201ZM220 110V111H219ZM222 110H224V111H222ZM227 110V111H226ZM229 110V111H228ZM210 112V111H209ZM224 112V113H223ZM227 112H229L228 113V115H227ZM230 114V115H229ZM235 114H237V112L235 113ZM220 115V116H219ZM225 115V116H224ZM227 115V116H226ZM224 116V117H223ZM230 116H231V120H230ZM223 117V118H222ZM228 117V118H227ZM59 118V119H58ZM57 118V120H56V124H57V122H58V124H64V123H68V126L70 127V128H72V129H74V128H76V127H74V126H70L72 123H70L69 124V121L71 122L72 120L70 119V118H66L67 120H68V122H62L61 120L63 119V121H65V118H63V117H58ZM71 118H73V116L71 117ZM74 118H76V116H74ZM78 118V117H77ZM76 118V120L75 119H73L74 121H76V122H74V121H72L73 122V124L72 125H77V129L76 130H78V129H81V126L82 125H80V122H78L77 120H79V118L77 119ZM234 119H235V121H234ZM240 121H239V120ZM66 120V121H67ZM245 120V121H244ZM247 120V121H246ZM62 122V123H59V122ZM231 121V122H230ZM249 121V122H248ZM255 121V122H254ZM262 121V122H261ZM242 122H243V125H242ZM248 122V123H247ZM261 122V123H260ZM115 122H113L112 124H111V129L109 128V133L108 132H104V133H101V136H100V134H98V135H96L95 134V136H94V133H92L93 134V136H92V134H89L88 136H90L89 137V139H88V136H87V134L86 133H82L83 131H81V134H83L82 136L80 135V137L82 138L83 137V142L81 141V146L79 147V149H77L78 148V142L75 140L74 141V139L76 138V137H74L72 134H73V132H74V130H72L71 131V129H70V132H69V129L68 128H64V129H66L65 131H64V134L62 133L63 131H62V129L63 128H60L61 129V131H60V129H59V132H58V128L60 127H52V128H54V131H56L57 130V135L56 134H54V138H55V141H54V143L53 144H55L54 146H56V147H53V144L51 145V144H49L50 143V140H48L49 139V137L48 136H50V134L49 133H51L52 132V129L50 130V129H48L49 127H51V126H43L42 128L44 129V132H42L43 131V129H39L40 131H38V132H36V135L38 136V138L43 134V133H45L44 134V137H43V135L39 138L40 140H42V141H40L39 140V142H38V144H37V148L39 149V151L38 150H36L34 153L35 154H33V152L30 150V152H29V148H24V149H22L21 151H19L20 153H19V159L20 158H26L25 160L27 161V160H29L28 158H30L29 157V155L30 156H33V155H35V157L37 158V155H38V158H37V161H38V166H40V168H42V169H44V170H46L47 171V176L46 177H44L45 178V180H44V178H42V182L43 183H41V181H39V182H37L36 184H30V185H32V186H29V183H28V181H26V182H24V183H22L20 186L21 187H23V188H20L21 189V193L22 194H24V195H21V199H22V202H23V205L25 206H23V212H22V217H23V215L25 216V218L23 217V220L25 219V220H27V221H29V222H26L25 220H24V222H25V225H26V223H28V225H26V226H30V228L31 229H33V230H35L36 231V233H37V235L38 236H40V238H39V242L37 241V239H31V240H29V237H27V236H25L26 234H24V232H22V230H21V228L20 229H18L17 227H15V226H13V225H11L12 227H3V228H0V244L2 245L1 247V249H3V246H4V250H7V251H3V250H1L0 249V264H95L96 262L98 263V264H151V262H152V264L154 263V260L156 259L155 257H156V255L157 256H159V258H157V259H159V261H160V263H158V260L156 261L155 260V263L154 264H163V261L165 262V264H171L172 262L173 263H179L180 261H181V259H183V260H185L186 261V263H188L187 261H191V260H196V261H194L193 263L194 264H196L198 261L200 262V264H207L206 262H210V258L211 257H216V259L219 257L218 255L216 256L215 255V253L213 252V251H211V252H213L212 254L214 255H212L211 254V252H210V250L208 251L207 250V252L208 253H206V251H205V249H203L202 250V248L203 247H201V245L200 244H198L197 242V244H198V246L200 245V248H201V250H202V252H204V254H207L208 256L211 254V256H209L210 258H208L207 259V257L208 256H206V255H201L200 254V248L198 247V249H197V247L195 246V244L196 243H194L193 242V240L191 241V239L189 238V237H185L183 234H190L191 233V231L192 232H194V231H196L197 230V228L199 229V228H202V227H205V226H207L206 225V223H204L207 219L206 218H201L200 216L202 215V214H196L195 212H193L190 208H189V206L188 205H185L184 203H182V205H181V203L179 202V200L178 201H176V200H174V196H172V198L171 197H167L168 198V200L167 199H165V197H164V195H167V196H169L170 195V193H169V191L168 190H163V188H160L161 190H162V192H166L164 195H163V193L161 192V191H159L158 189H156V187H154L153 185H151L149 188L148 187H144V185L143 186H141V185H139L138 186V189L140 190V187H141V192L142 193H144L143 195H145L146 197L144 198V196H143V198H142V200H141V202L140 201H138V202H131V201H129L128 199L127 200H125V199H123L122 197H115V196H113V194H111V193H113V191L118 187H121V186H123V187H125V186H130L129 184H131L132 185V179H131V177H129V175L128 176H126L124 173V171H122L123 169H125L126 167H125V165H124V168H120L118 165H113V167L115 168V172H113L114 171V168L113 167H111L112 165H110V167L109 166H104L103 164H105L106 163V154H109V155H111L112 154V156H113V154H114V150H116L115 148H111L112 147V145L113 144H111V141H112V143L113 142H115L116 141V138H118L117 136L121 133V136L123 137V139H125L126 140V133H125V131H124V129L122 128V125H120V124H118V122L117 123H115ZM229 123V124H228ZM241 123V124H240ZM245 123V124H244ZM247 123V124H246ZM251 124V125H250ZM253 124V125H252ZM254 124H256L255 126H254ZM262 125V127H261V125ZM55 126H57V125H55ZM66 126V124L63 126V127H65ZM80 126V127H79ZM235 126V127H236ZM244 126V127H243ZM62 127V126H61ZM79 127V128H78ZM119 127H120V129H119ZM236 127V128H237ZM242 127V128H241ZM47 131H46V130ZM56 129V130H55ZM67 129H68V131H67ZM42 130V131H41ZM50 130V131H49ZM121 130V131H120ZM149 130H151V129H149ZM152 130H154L155 131V129L153 128ZM48 131H49V133H48ZM53 131V132H54ZM66 131H67V133L68 134H65L66 133ZM114 131V132H113ZM46 132H47V134H46ZM78 132H80V131H78ZM85 132H86V130H85ZM153 132V131H152ZM40 133V136L38 135ZM55 133V132H54ZM107 133V134H106ZM133 132H130L129 133V135L131 136V134H132ZM60 134V135H59ZM134 134V133H133ZM132 134V135H133ZM48 135V136H47ZM68 135V136H67ZM72 135V136H71ZM128 135V134H127ZM152 135H153V133H152ZM152 135H151V137H152ZM46 136V137H45ZM61 136V137H60ZM87 136V137H86ZM92 136V137H91ZM134 136H136V135H133V136H131V138L128 136V140H126V141H124V144H123V146L125 147V148H123L122 150V155L123 156H127L126 158H128L129 159V157L130 156H132V155H134L135 153H138V154H142L143 155V166H145V167H148V166H150V164H153V165H157V164H159L158 166H160V167H162L161 166V164H160V162H161V158H163L166 154L169 156L170 154H173L172 156H176L175 155V151H174V149H173V147H172V145L170 144V142L169 141H167V140H165V139H163V140H161L162 138H165V137H160V136H157L155 139H151V138H149V136L148 137H145L146 139L145 140H143V138H141V137H138V136H136V138L134 137ZM60 137V138H59ZM63 137V138H62ZM73 137V138H72ZM102 137V138H101ZM116 137V138H115ZM135 138V140H134V138ZM255 137V136H254ZM42 138V139H41ZM46 138H48L47 140H46ZM100 138V139H99ZM112 139V140H110V139ZM138 138H141V140L140 139H138ZM159 138H161V139H159ZM58 139V140H57ZM69 141H68V140ZM105 139V140H104ZM109 139V140H108ZM115 139V140H114ZM133 141H132V140ZM138 139V140H137ZM148 139V140H147ZM45 142H44V141ZM108 140V141H107ZM114 140V141H113ZM139 141V142H142V141H144V143L142 142V143H140L139 144V142L137 143L139 146H141V144H143V146H141V149H140V147H139V149H135V147L133 148L132 146H133V144H134V146H136V147H138V145H136V142L137 141ZM147 140V141H146ZM151 140V141H150ZM156 140V143H154L153 141H155ZM160 140V141H159ZM27 141H28V138H27ZM127 141H128V143H127ZM130 141H132V142H130ZM149 141V143H147ZM158 141V142H157ZM163 141V143L166 141V142H169V146L170 147H168V145L166 144V143H161ZM49 142V143H48ZM67 142H69V143H67ZM77 142V143H76ZM146 142V143H145ZM152 142H153V144H155L154 146H152ZM40 143V144H39ZM89 143V144H88ZM96 143V144H95ZM108 143V144H107ZM111 144V146H110V144ZM127 143V144H126ZM49 144V145H48ZM78 144V145H77ZM85 144V145H84ZM87 144V145H86ZM150 145V147H153V148H156L157 150L158 149H160L161 148V146L162 145H164V147H162L163 148V150L161 149V150H158L159 152L161 151H165V150H167L166 152H168V151H170L169 153H165L164 154V152L163 153H160V155H159V157L158 156H155L156 154H155V152L154 151H152V150H145L144 148H146L148 145ZM38 145H39V147H38ZM60 145V146H59ZM76 145V146H75ZM126 145L129 147H126ZM147 145V146H146ZM161 145V146H160ZM52 146V147H51ZM84 148H83V147ZM88 146V147H87ZM96 146V147H95ZM98 146V147H97ZM146 146V147H145ZM167 146V147H166ZM51 147V148H50ZM58 147V148H57ZM63 147V148H62ZM92 147V148H91ZM95 147V148H94ZM149 147V146H148ZM149 147V148H150ZM160 147V148H159ZM49 148H50V150H49ZM56 148V149H55ZM85 148H89V149H91V151H96V149H97V151L99 152L98 154L96 153H92V156L96 159V157H98L96 160L93 158V157H90L89 155H88V153L87 152H85L84 153V151H85ZM109 148V149H108ZM166 148V149H165ZM169 150H168V149ZM53 150V153H52V150ZM99 149V150H98ZM134 149H135V151H134ZM147 149V148H146ZM165 149V150H164ZM26 150H27V152H26ZM79 150H81V151H79ZM109 150V152H107ZM131 150V151H130ZM144 150V151H143ZM57 151V152H56ZM140 151V152H139ZM171 151H173V152H171ZM22 152L24 153V155L25 154H27V155H25L24 157H21L23 154H22ZM28 152H29V154H28ZM32 152V153H31ZM39 152V153H38ZM52 154H51V153ZM125 152V153H124ZM133 152V153H132ZM149 152V153H148ZM152 154H151V153ZM153 152H154V156H155V158L157 157V158H159V160L156 158H153ZM17 153V152H16ZM15 153V154H16ZM46 155H44V154ZM80 153H81V155L82 156H84V154H85V156L86 157H90L91 159H92V161L90 160V162H89V159L90 158H87V160H88V162H86L87 160L85 159L86 157L84 156V157H82V156H80ZM124 153V154H123ZM132 153V154H131ZM144 153V154H143ZM37 154V155H36ZM52 156H51V155ZM126 154H129V156L128 155H126ZM150 154H151V158H150ZM21 155V156H20ZM39 155H40V157H39ZM48 155V156H47ZM96 155V156H95ZM142 155H141V157H142ZM164 155V156H163ZM166 155V156H167ZM182 156H187V155H184V153H182L181 154ZM42 156V157H41ZM50 156V157H49ZM55 156V157H54ZM59 158H58V157ZM148 156H149V158H148ZM164 157L163 159H164V161L162 160V163H164L163 164V166H165V161L167 162V164L169 163V162H171V163H169L168 165V167H171V165H172V158H174V157H172L171 155L169 156V157ZM145 157H147V159H145ZM190 157V156H189ZM166 158V159H165ZM168 158V159H167ZM50 159V160H49ZM103 159H105V160H103ZM21 161H25L24 159H20ZM149 160V161H148ZM190 160H192V159H190ZM39 161L41 162V163H39ZM98 161V162H97ZM155 161H156V163H155ZM159 161V162H158ZM158 162V163H157ZM98 163V164H97ZM145 163V164H144ZM95 164H97V165H95ZM63 165V166H62ZM101 165V166H100ZM146 165H148V166H146ZM67 166V167H66ZM100 166V167H99ZM173 166V165H172ZM62 167V168H61ZM70 167V168H69ZM105 167V168H104ZM108 167V168H107ZM117 167H119V169L117 168ZM145 167H142L143 169H142V172H146V170H144V168ZM89 168V169H88ZM112 168V169H111ZM61 169V170H60ZM62 169H63V171H62ZM67 169V170H66ZM95 169H96V171H95ZM98 169L100 170V171H98ZM146 169V168H145ZM49 170V171H48ZM65 170V171H64ZM113 170V171H112ZM71 171V172H70ZM111 171V172H110ZM116 171H117V173H116ZM119 171H121L120 173H119ZM86 172H88L87 174H86ZM103 172H106V173H103ZM52 173V174H51ZM56 175H55V174ZM71 173V174H70ZM109 173V174H108ZM125 175H123V174ZM218 173H219V171H218ZM54 174V175H53ZM94 174V175H93ZM96 175V176H95ZM117 175V176H116ZM104 176V177H103ZM48 177V178H47ZM123 177V178H122ZM52 179V180H51ZM58 179V180H57ZM130 179V180H129ZM47 180V181H46ZM54 180V181H53ZM116 180V181H115ZM117 180H118V182H117ZM125 180H126V182H125ZM122 181V182H121ZM52 182H53V184H52ZM111 182V183H110ZM117 182V183H116ZM51 183V184H50ZM55 183V184H54ZM39 184V185H38ZM63 184V185H62ZM23 185H25L27 188H24L25 186H23ZM28 185V186H27ZM34 185H38V186H34ZM49 185V186H48ZM115 185H116V187H115ZM121 185V186H120ZM41 186V187H40ZM110 186H111V190H109L110 189ZM149 186V185H148ZM152 186L154 187L153 189H150V188H152ZM31 187V188H30ZM45 187H47V188H45ZM48 187H49V189H48ZM142 187H144V188H142ZM29 188V191L32 189V191H30V192H34L33 193V195L34 194H36L35 196H33L32 195V198H31V194L32 193H30V192H27L28 189ZM38 188V189H37ZM51 188V189H50ZM64 188V189H63ZM23 189H24V191H23ZM150 189V190H149ZM156 189V191H151V190H155ZM26 190V191H25ZM48 190H52L51 192L50 191H48ZM109 190V191H108ZM144 192H143V191ZM147 190H148V192H147ZM37 191V192H36ZM108 191V192H107ZM111 191V193H109ZM27 192V193H26ZM36 192V193H35ZM49 192V193H48ZM150 192V193H149ZM157 192V193H156ZM159 192L161 193V194H159ZM152 193V194H151ZM155 193V194H154ZM39 194V195H38ZM108 194V195H107ZM149 194V195H148ZM154 194V195H153ZM113 197H112V196ZM156 195H158L159 197V199L157 198V196ZM163 195V196H162ZM171 195H173V194H171ZM30 196V197H29ZM37 196V197H36ZM51 196V197H50ZM149 196V197H148ZM155 196V197H154ZM22 197H24V198H22ZM36 198V199H33V198ZM108 197H110V198H108ZM162 197V198H161ZM164 197V198H163ZM26 198V199H25ZM38 198H39V201H40V204H39V202H36L35 200H38ZM51 198V199H50ZM114 198H116V199H114ZM120 200H119V199ZM150 198H151V200H150ZM161 198V199H160ZM169 198H170V200H169ZM11 200V202H10V204L12 203L13 205L15 204L14 202V200H15V198L14 197H11L10 198ZM32 199V200H31ZM48 199V200H47ZM93 199V200H92ZM106 199H108V200H106ZM111 199V200H110ZM33 200H34V202L35 203H37L36 204V208H35V204H34V202H33ZM64 200V201H63ZM90 200L91 201H93V202H90ZM119 200V201H118ZM124 200V201H123ZM146 200V201H145ZM148 200H150L149 202H148ZM153 200V201H152ZM163 200V201H162ZM164 200H165V202H164ZM166 200H167V202H166ZM27 201H28V203H27ZM48 201V202H47ZM49 201H50V204L51 205H49L48 203H49ZM108 201V202H107ZM127 201V202H126ZM129 201V202H128ZM145 201V202H144ZM89 202V203H88ZM111 202V203H110ZM125 202H126V206H125ZM144 202V203H143ZM147 202V203H146ZM172 205H170L169 207L167 206H165L164 204L165 203H167L166 205H169V203ZM172 202H175V203H172ZM179 203V204H177V203ZM30 203H32L31 205H30ZM124 203V204H123ZM128 203H129V205H128ZM131 203H133L132 204V206L134 207V212H130V214H132V216H130V214L129 213H127V210H125V209H123V211H121V212H118V213H114L113 211H115L116 210V208L118 207V208H120V207H126V208H129L130 206H131ZM160 203H162V204H160ZM118 204V205H117ZM136 204V205H135ZM140 204V205H139ZM142 204V205H141ZM28 205H30L29 207H28ZM48 205V206H47ZM53 205V206H52ZM111 205V206H110ZM113 205V206H112ZM124 205V206H123ZM135 205V206H134ZM163 205V206H162ZM181 205V206H180ZM12 206V205H11ZM51 206V207H50ZM138 206V207H137ZM143 206V207H142ZM173 206H177L176 208L175 207H173ZM179 206V207H178ZM182 206H185V207H183L182 208ZM67 209H66V208ZM104 207H105V210H104ZM111 209L112 208V210H110L109 208ZM115 209H114V208ZM124 207V208H125ZM140 207V208H139ZM173 207V208H172ZM188 209H187V208ZM50 208V209H49ZM130 208H132V207H130ZM136 208V209H135ZM182 208V209H181ZM1 209H2V204H1V202H0V211H1ZM33 209V210H32ZM36 209V210H35ZM98 209H99V211H98ZM108 209V210H107ZM153 209H155V210H153ZM168 211H167V210ZM66 210V211H65ZM102 210V211H101ZM106 210H107V212H106ZM139 212H138V211ZM184 210H189V212L187 211V213L186 212H184ZM98 211V212H97ZM101 211V212H100ZM113 213H111V212ZM170 211V212H169ZM173 211H175V212H173ZM176 211H179V215H178V212H176ZM183 213H182V212ZM37 212V213H36ZM39 212V213H38ZM103 212V213H102ZM109 212V213H108ZM145 212V213H144ZM1 213V212H0ZM58 213V214H57ZM77 215H76V214ZM120 213V214H119ZM157 213H158V215H157ZM162 213V214H161ZM168 213V214H167ZM170 213V214H169ZM175 213V214H174ZM190 213V214H189ZM106 214L108 215L107 217H109L108 219H107V217H105L106 216ZM110 214V215H109ZM114 214H116V216L114 215ZM174 216L173 217V220H170V218L172 219V215ZM196 214V215H195ZM84 215V216H83ZM162 215V216H161ZM168 215H170L169 217L170 218H168ZM183 215H186V216H183ZM188 215V216H187ZM191 215V216H190ZM158 216V217H157ZM183 216V217H182ZM190 216V217H189ZM192 216H196V217H194V218H192ZM199 216V218H200V220H199V218H197ZM84 217H85V219H84ZM113 217V218H112ZM160 217H162V219L160 218ZM167 217V218H166ZM180 217V218H179ZM203 217V216H202ZM28 218V219H27ZM160 218V219H159ZM179 218V219H178ZM182 218V219H181ZM83 219V220H82ZM112 219V220H111ZM164 219V220H163ZM165 219H169L168 221L171 223H169L167 220H166V222H163V221H165ZM204 219V220H203ZM85 220H87V222L89 221H92V223H90V225L87 223V222H85ZM177 220V221H176ZM180 220V221H179ZM187 220V221H186ZM194 220V221H193ZM204 222H203V221ZM55 221V222H54ZM58 221V222H57ZM202 221V222H201ZM55 224H54V223ZM57 222V223H56ZM191 222V223H190ZM199 222V224H195V223H198ZM86 223H87V225H86ZM177 223H178V225H177ZM183 225V227H185V228H183L182 227V225ZM169 224V225H168ZM201 224L203 225H205V226H201ZM166 225H168V227H166ZM194 225V226H193ZM199 225V226H198ZM245 224H241L240 225V227H239V231H240V234L241 233H243L242 235H244V233L246 234V235H244V238L245 239H248V236H249V238H254V237H258V239L260 238L261 239V237L263 238V240H260V243L258 244V242H259V240H258V242H255V244H254V242H252V243H249V244H246V243H242V242H240L239 243V241H237L238 242V244L240 245L241 244V246H239L237 243V245H233V247H232V250H234V253H237V251L235 252V250L236 249H234V248H236L237 246H239L238 248H237V250L240 248V252H238L239 254L240 253H242V255H246V253L245 252H247L246 250L247 249H244L242 246H244V244L246 245L245 246V248H247V247H249V245H251V244H254L253 246H257V245H261V243H263L264 242V233L262 232V231H264L262 228H258L259 230H260V233H259V235L257 234L258 232L255 230V228H257V227H254V226H252V227H254V229L252 228V227H250V225H245V227H246V230L244 231V230H242V229H245V227H241V226H244ZM25 226V227H26ZM34 226V227H33ZM152 229V230H150V228ZM174 227V226H177V229H176V227H174L173 228V231L171 230V232L172 233H170V229H172V228H170L169 229V227ZM189 226H191V227H189ZM201 226V227H200ZM88 227H91L90 229L88 228ZM101 227V228H100ZM107 227H109L110 229H112V232L115 230V233L113 232L112 233V235H115L116 234V232H118L117 234H118V237H117V234L115 235L116 236V238H118V240L120 239V241H123L124 240V242H126V243H123V242H121V243H118V244H120V246L118 245V247L116 246V247H114L115 249H114V252L112 251L113 250V248L111 247V246H109V245H107L106 244V242L104 241H102L103 239H105L106 238V235L108 236V234H107V232L108 233H111L110 231V229L109 228H107ZM161 229H160V228ZM165 227V228H164ZM179 227H180V229H179ZM193 227L196 229H193ZM208 227V228H207ZM206 228H202V229H206V230H208L209 232H210V234L213 236V237H215L216 238V241H217V238H219V235H218V233H217V231L218 230H216L215 229V227H213V225H212V227H211V225L210 226H207ZM37 230H36V229ZM103 228H104V230H103ZM145 228H147V229H145ZM148 228H149V230H148ZM153 228H154V230H153ZM159 228V230H156V229H158ZM167 228V229H166ZM190 228L191 229H193V230H191L190 231ZM209 228H213V229H215V230H210ZM242 228V229H241ZM252 228V229H251ZM109 229V230H108ZM169 229V230H168ZM179 229V230H178ZM184 229V230H183ZM185 229H186V231H185ZM188 229V230H187ZM242 231H241V230ZM257 229V230H258ZM18 230V231H17ZM19 230H21V231H19ZM105 230L107 231L103 236H105L104 238H103V236H101L102 234H101V231L102 232H105ZM123 230H124V232H127V237L125 238V236L123 235L122 236V232H123ZM156 230V232H154ZM161 230H163V231H161ZM174 230H176V231H174ZM183 230V231H182ZM255 230V232L254 233H252L253 231ZM122 231V232H121ZM148 231H151V233L152 232H154L153 234H159V232H160V234H161V236L159 237V235H158V237L160 238V239H163V241L161 242L160 241V239L157 237V238H155L156 236H154L153 234L152 235H150L149 233H148ZM169 233H168V232ZM181 233H180V232ZM184 231H185V233H184ZM188 231V232H187ZM213 231H215V233L213 232ZM244 231V232H243ZM89 232V233H88ZM92 232V233H91ZM133 233V235H137L136 237L137 238H143L145 241H144V243L142 242L143 240L142 239H136V237L134 238V236L133 235H131L130 234V237H132V238H130L129 237V233ZM147 232V233H146ZM163 232V233H162ZM165 232H167V234L165 233ZM183 232V233H182ZM190 232V233H189ZM135 233V234H134ZM145 233V234H144ZM216 233H217V235H216ZM261 233H263V234H261ZM21 234H24V235H21ZM91 234V235H90ZM99 234H101V235H99ZM125 234V233H124ZM146 234H149L150 236H151V238H149L150 236H148V235H146ZM162 234H164V235H162ZM172 234H176L177 235V237H179V236H183V237H185L184 239H182V236L180 237L181 239L180 240H178V239H176V235H175V238H174V235H172ZM178 234H179V236H178ZM185 234V235H186ZM250 234V235H249ZM254 234H256V236L254 235ZM90 235V236H89ZM94 235V236H93ZM95 235H96V237H95ZM146 235V236H145ZM169 235V236H168ZM215 235V236H214ZM93 236V237H92ZM109 236H111L110 234H109ZM122 238H121V237ZM152 236L157 240V242H159L158 244H157V242H156V240H153L152 239ZM171 236V237H170ZM246 236V237H245ZM26 239H25V238ZM92 237V238H91ZM94 237H95V239H94ZM101 237L103 238L101 241H102V243H100V241H98L97 240V246H92L94 243H95V241L93 242V240H96V238L97 239H101ZM187 238H189V243H193V248L194 247H196V249L194 250H192V249H189L190 247L192 248V244H190L189 245V243L188 242H186V241H184V242H186V244L185 243H183V241H181V240H185V239H187ZM28 239V240H27ZM92 239V240H91ZM149 239H150V241L151 240H153V242L155 241L156 242V244L158 245H156V244H153V242L151 243L150 241H149ZM173 239H175L174 241H173ZM36 240V241H35ZM40 240L41 241H46V242H48L46 245H44L45 243H43V242H40ZM91 240V241H90ZM141 240V241H140ZM159 240V241H158ZM165 240V241H164ZM178 240V241H177ZM188 240V239H187ZM219 240V239H218ZM4 241V242H3ZM27 241V242H26ZM30 241V242H29ZM32 241V242H31ZM34 241V242H33ZM50 241V242H49ZM129 241H130V244H129ZM135 242L136 241V244L135 243H133V242ZM138 241H140V243H138ZM148 241H149V243H148ZM171 241V242H170ZM180 241V242H179ZM99 242V243H98ZM128 242V243H127ZM154 242V243H155ZM165 242H167L166 243V246H165ZM225 242V241H224ZM223 242V243H224ZM39 243H41V246H40V244L38 245ZM52 245H51V244ZM135 244V245H137V243H138V245L137 246H135L134 245V248H133V246H132V244ZM163 243V244H162ZM171 245H170V244ZM173 243V244H172ZM177 245H176V244ZM179 243H182V244H179ZM218 243H219V241H218ZM50 244V245H49ZM102 244V246H98V245H101ZM106 244V245H105ZM127 245V244H129L128 246H125V245ZM144 244L146 245V244H149V245H146L145 247H144ZM151 244H152V246H151ZM225 246H227L229 243L228 242H225ZM51 246V249H50V247L49 246ZM54 245H56V246H54ZM91 245V246H90ZM155 245V247L157 246V249L155 248V247H153ZM159 245H162L161 246V248L163 247H168V248H166V249H164L163 250V248H162V250H163V252H161V253H158V252H160L161 251V249H158V248H160L159 247ZM173 245H175L174 247H172ZM178 245H180V246H178ZM188 245L190 246L189 248H188ZM217 246L219 245V244H216ZM248 245V246H247ZM6 246H7V248H6ZM46 246H48L47 248H46ZM54 246V247H53ZM105 246H106V248H105ZM111 247V248H107V247ZM142 246V247H141ZM151 246V247H150ZM170 246H171V249L170 250H173V249H177V247H178V249L180 250V251H176V252H180L179 254H177L174 250V252L176 253V254H174L173 255V253H171V252H173V251H169V248H170ZM177 246V247H176ZM186 246V247H185ZM236 246V247H235ZM19 247V248H18ZM25 247V248H24ZM66 247V248H65ZM96 247V248H95ZM99 247H102V248H99ZM137 247H139V248H137ZM147 247V248H146ZM150 247V248H149ZM183 248V250H181V248ZM184 247H185V249H186V251H184ZM218 247H222V245H219ZM261 247H263L264 248V243L261 245ZM260 246H259V248H258V246H257V248L258 249H260L259 251H261V250H263L262 248H261ZM6 248V249H5ZM31 248H33V249H31ZM52 248H54L53 249V251H52ZM95 248V249H94ZM117 248V249H116ZM136 248H137V250H139V249H141L140 251H142V252H140V251H137L136 250ZM143 248H145V252L147 251V249H148V251H150V250H152V252L150 251L149 253L148 252H146V253H144L143 254V252H144V249ZM154 248L156 249V250H159V251H157V253L156 254H154L156 251H153L154 250ZM228 249H230L231 248V245H229L228 247H227ZM21 249V251H20V253H19V250ZM27 250L28 251V253L25 251L24 253L22 252V251H24V250ZM35 250L36 252H37V254H38V252H39V255H37L36 253H35V251L33 252V253H35L36 255H35V257H33L34 259L36 258V261L32 258V256L34 255V254H29V253H32V251L31 250ZM94 249V250H93ZM100 251H99V250ZM107 249V250H106ZM109 249H110V251H109ZM112 249V250H111ZM242 249H244L245 251H243ZM106 250V251H105ZM168 251V252H166L167 253V255H168V253L170 252V256H169V258H167V255H166V253L164 252V251ZM189 250H191L190 252H189ZM232 250H229V251H231L232 253H233V251ZM242 250V251H241ZM3 251V252H2ZM47 251L49 252V253H47ZM51 251V252H50ZM112 251V252H111ZM186 252V255L187 254H189V255H187V256H185V255H183L184 254V252ZM193 251H195V252H193ZM18 254H17V253ZM154 252V253H153ZM187 252H189V253H187ZM201 252V253H202ZM13 253H16L17 255H18V257L17 258H13V257H15V254H13ZM140 253H142V254H140ZM153 253V254H152ZM163 253H165V254H163ZM193 253V254H192ZM195 253V254H194ZM244 253V254H243ZM20 254V255H19ZM25 254V255H24ZM27 254H29V255H27ZM160 254V255H159ZM183 255V256H185V258H181V257H183V256H180V255ZM190 254H191V256H190ZM198 254V256L199 255H201V256H203V257H205V258H203L202 259V257H200L199 256V258H201V259H198L197 257H196V259L194 258L196 255ZM9 255V256H8ZM148 255H150V256H148ZM155 255V256H154ZM161 255H166V258L164 257V256H161ZM173 255V256H172ZM176 255H178L179 257H180V259H179V257H177ZM194 255V256H193ZM11 256V257H10ZM13 256V257H12ZM24 258H23V257ZM151 256L153 257L154 256V260H153V258H151ZM172 256V257H171ZM191 258H189V257ZM19 257H21V262H22V259H25V260H23L24 261V263H21V262H14L15 260L14 259H18V261H20L19 260ZM31 257V258H30ZM40 259H39V258ZM161 257V258H160ZM186 257L188 258L187 260H186ZM26 258H27V260H26ZM165 258V259H164ZM172 258H174V259H176V261H178V262H176V261H173V260H171ZM212 259L211 261H214L215 259ZM12 259V260H11ZM30 259H33L32 260V262L30 261L29 262V260ZM39 259V260H38ZM177 259H179V260H177ZM205 259H206V262H205ZM210 259V260H209ZM147 260H149V261H147ZM167 260V261H166ZM169 260H171V261H169ZM198 260V261H197ZM201 260H202V262H204V263H201ZM208 260V261H207ZM219 261V262H216V261ZM216 261H214L213 263H217V264H224L223 262H222V260L220 261V257H219V259H217ZM27 261V262H26ZM95 261V262H94ZM43 262V263H42ZM146 262H148V263H146ZM157 262V263H156ZM198 262V263H199ZM221 262V263H220ZM96 263V264H97ZM181 264H182V262H180ZM179 263V264H180ZM185 262H184V264H186ZM190 263H192V261L190 262ZM190 263H188V264H190ZM213 263H211V264H213ZM208 264H210V263H208Z\"/></svg>", "mask_w": 264, "mask_h": 264}]
</instances>
